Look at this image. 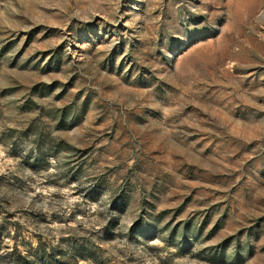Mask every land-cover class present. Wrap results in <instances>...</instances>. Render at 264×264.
Masks as SVG:
<instances>
[{
	"label": "rangeland",
	"instance_id": "374dc122",
	"mask_svg": "<svg viewBox=\"0 0 264 264\" xmlns=\"http://www.w3.org/2000/svg\"><path fill=\"white\" fill-rule=\"evenodd\" d=\"M0 264H264V0H0Z\"/></svg>",
	"mask_w": 264,
	"mask_h": 264
}]
</instances>
